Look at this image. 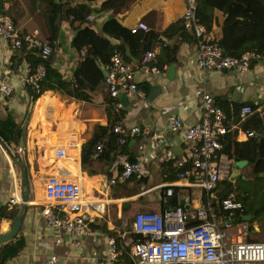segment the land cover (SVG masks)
<instances>
[{"label":"crops","instance_id":"obj_1","mask_svg":"<svg viewBox=\"0 0 264 264\" xmlns=\"http://www.w3.org/2000/svg\"><path fill=\"white\" fill-rule=\"evenodd\" d=\"M53 1H68L71 5L86 3L93 9L88 14L92 18L88 19V15L86 16V24L99 34H102L103 22L111 16L117 17L132 32H148L136 29L139 22H144L150 28L149 31L160 33L170 24L179 21L185 8V0H119L117 8L103 10H100L103 0ZM48 11L44 0H0V13L10 16L19 32L39 30V34L53 49L49 60L63 78L69 80L84 53H78L71 46V39L76 31L74 26L79 23L70 25L68 19H62L59 15L57 29L51 37ZM213 13L215 20L211 30L207 32L216 40L221 35L224 15L219 10H214ZM166 40L162 42L177 44L176 60L164 65L158 75H137L139 92L122 100L118 97L120 108H115L105 85L93 91L89 101L62 96L50 90L32 100L29 86L21 79L27 61L25 53L13 51L7 43L0 40V82H7L12 86L10 93L0 92V120L11 116L17 125L15 131H20L16 137L19 142L18 150L27 167L30 185L27 210L18 230V240L23 241V246L17 255L3 264H43L52 254L58 257L54 264H93L96 259L107 257L111 237L116 239L120 251L114 264H134L130 257L124 260L125 257L122 256L125 241L134 234L122 237L129 221L125 215L132 211V202L127 203L123 197H128L127 200L129 197L133 198L134 194L142 197L155 191L159 184L168 183L163 181L168 174V162L162 161L161 157L167 152L178 154L186 145L182 130L177 133L170 131L169 116H177L184 126L199 122L202 116L201 95L204 90L215 98V102L222 100L229 105L247 103L254 105V110H264V61L251 62L249 70L244 72L210 69L202 73L196 65L195 40L192 37L181 40L174 36ZM112 42L119 43L114 39ZM124 46L128 53V47ZM157 47L161 49L159 43L155 42L151 48ZM169 65H173V68L167 71ZM144 84L149 86L147 92L142 90ZM243 120L230 124L231 130H236L235 137L238 141L247 139L246 131L238 127ZM116 124L126 128L139 126L140 130L127 137L124 145H120L119 135L112 131V126ZM69 132L78 135L79 149L69 157L56 159L53 147L57 137ZM97 142L102 143L103 149L93 157L92 152ZM222 154L226 157L225 162L232 163L235 168L236 160L228 159L225 153ZM122 157L140 161L145 170L142 176L144 179L137 183L126 180L108 185L107 180L120 170L119 161ZM246 167L252 169L248 163ZM51 174L78 180L83 199L90 205L91 209L88 211L93 216L89 235L64 233L62 243H55L57 232L47 226L41 212L46 205L44 182ZM0 179L1 234L9 230L12 222L2 213L7 214L17 209L18 204L9 206L8 200L13 192L20 191L18 168L1 144ZM176 187L177 205L182 204L186 193L190 194L192 205L200 204L203 193L200 189ZM162 188H159L157 197L149 194L147 199L138 198L136 204L138 203L139 208L144 207L140 210L161 211ZM139 189L142 191L137 194ZM95 204L103 205L104 209H98Z\"/></svg>","mask_w":264,"mask_h":264},{"label":"built area","instance_id":"obj_2","mask_svg":"<svg viewBox=\"0 0 264 264\" xmlns=\"http://www.w3.org/2000/svg\"><path fill=\"white\" fill-rule=\"evenodd\" d=\"M196 8L197 0H185V8L180 19L183 28L195 40L196 65L202 73L210 69L244 72L249 70L251 62L264 61V54L255 51L245 52L240 57L222 55L215 39L198 20ZM87 18L91 19L92 16L88 15ZM136 29L150 30L144 22H139ZM0 40L16 52H22L23 48L34 50L42 59H49L53 53L50 43L39 34L38 29L19 32L13 19L3 13H0ZM159 52L160 47L145 50L133 61L114 54L109 63L104 64L107 71L105 87L115 108L121 107L117 100L121 94L130 98L139 92L137 75H158L161 72L156 65ZM44 74L45 67L42 63L32 67L31 63L26 61L21 79L30 89L35 90ZM11 90L10 84L0 82L1 93L8 94ZM201 108V120L187 126H184L175 115L168 118L170 131L177 133L182 130L186 145L178 154L167 152L161 157L162 161L173 162L178 169L175 182L157 186L163 187L161 195L163 209L159 212H136L129 224V230L124 228L122 233L124 238L130 233L143 237L138 241L129 237V240L125 241L129 257L134 264H264V243L248 240L249 223L236 221L232 217L234 210L241 209V203L228 196L220 201L218 212L213 209L211 203L213 190L226 167V157L221 153L222 138L231 130L232 125L226 126L223 110L216 104L215 98L205 90L201 95ZM253 112L264 114L263 109L254 110L246 105L240 110V120ZM139 130V126L126 128L116 124L112 127V131L119 135L120 145H124L127 142L126 138ZM252 135H254L252 131H246L247 137ZM79 145L80 140L75 132L59 134L53 147L54 157L56 159L69 157L78 151ZM102 149V143L97 142L92 156L96 157ZM119 162L121 168L107 180L108 185L132 178L139 179L145 173L140 161H130L122 157ZM174 186L200 189L206 196L205 201L192 205L190 194L186 193L182 198V204L174 206L172 204ZM43 193L46 205L41 212L47 226L57 232L56 244L62 243L64 233L76 236L91 233L90 224L93 222V216L88 211L91 207L84 201L77 179L48 175ZM19 201L20 191H15L10 196L8 205L18 204ZM95 206L100 210L104 209L101 204ZM232 219L233 222L230 221ZM192 220L198 222L186 226V223ZM109 244L110 251L107 257L96 259L93 264L115 263L120 254L116 239L109 238ZM57 259L58 257L52 254L43 264H54Z\"/></svg>","mask_w":264,"mask_h":264},{"label":"trees","instance_id":"obj_3","mask_svg":"<svg viewBox=\"0 0 264 264\" xmlns=\"http://www.w3.org/2000/svg\"><path fill=\"white\" fill-rule=\"evenodd\" d=\"M44 1L49 9L48 25L52 32L51 37L57 29L59 15L62 19H68L70 25L78 22L79 24L74 26L76 31L71 39V46L78 53L81 51H84V53L73 72L72 78L68 80L63 78L61 72L57 70L51 60L42 59L34 50L23 48L22 52L25 53V59L31 63L32 67L39 63H42L45 67V74L39 81L38 88L35 90L29 88L32 100H35L44 91L50 90L62 96L89 101L93 91L105 85V77L96 62V58L100 59L105 65L109 63L111 56L114 54L121 55L125 60L131 57L138 59L145 50L152 49L153 44L157 42L161 49L156 58V65L162 69L164 65L176 60L177 44L163 43L159 37L171 39L177 36L181 40L192 37L183 28L181 19L170 24L160 33L154 31L132 32L131 29L121 24L117 17L112 16L103 22L101 32L104 35H102L86 24V16L93 10L86 3L71 5L68 1ZM118 1L103 0L100 10L117 8L119 6ZM214 10H219L224 15L221 24V35L215 40L221 48L222 55L240 57L243 53L250 51L264 54V0H197L196 16L208 31L211 30L215 20ZM113 39L118 40L119 43H113ZM124 45L128 47V53ZM148 88L147 84L142 85L143 91L147 92ZM216 104L225 114L227 127H230L231 123H237L240 120L241 108L248 105L247 103H232L229 105L222 100H216ZM249 106L254 107V105ZM16 126L11 116L0 120V129L11 141L20 134V131H15ZM238 127L244 131H252L254 135L247 137L244 141H238L235 137L236 130H229L222 138L221 152L225 153L228 159L235 160L238 158L250 164L253 177L247 179L238 176L242 179V184H236L235 181L233 183L228 177H221L213 190L211 203L214 211L218 212L220 201L232 196L234 200L242 205L241 209L233 211L232 217L236 221H242L241 217L243 215L252 214L251 220L247 222L249 223V233H253L252 223L256 219H260L264 226V115L260 116L256 112L250 114ZM129 160L135 161L133 159ZM166 165L169 167L168 174L163 181H176L178 169L172 167L170 161ZM143 179L142 177L139 179L132 178L128 181L137 183ZM173 190V205L177 206L178 187L174 186ZM256 196H258L257 200H255ZM205 198L206 196L202 193L200 201L204 202ZM160 205L162 208L164 207L162 203ZM15 212L16 209L7 212V214H2L12 220ZM260 214L261 216H259ZM197 222V220L188 221L186 226ZM131 238L136 241L143 239L139 234H131ZM247 239L260 242L256 238L247 237ZM22 246L23 241L21 239L17 242L8 241L0 244V264L17 255ZM122 253V256L125 257L124 260L128 259L127 246H123Z\"/></svg>","mask_w":264,"mask_h":264},{"label":"water","instance_id":"obj_4","mask_svg":"<svg viewBox=\"0 0 264 264\" xmlns=\"http://www.w3.org/2000/svg\"><path fill=\"white\" fill-rule=\"evenodd\" d=\"M159 39L163 42L167 41L165 37H160ZM96 62L105 77L107 75V71L105 70L104 63L98 58H96ZM172 68H173V65H169L167 71H170ZM125 98L126 96L124 94H121L119 96L120 100L125 99ZM0 142H1L2 148L12 158V160H14L18 168L19 178H20V201L18 203L16 212L12 218V222H11L9 230L0 234V244H2L11 239L13 241H17L20 237L18 230L24 219V216L27 210V205L29 201L30 185H29L27 169H26L23 157L20 153V150H18V146H19L18 140L16 138H14L13 141L9 140L8 137L4 134V132L0 129ZM235 160L237 162L240 161L238 158ZM235 169L240 170V168L237 166H235ZM231 179H233V177H231ZM251 217H252V214H246V215H243L241 218L243 221H250ZM230 221L233 222L234 220L232 219Z\"/></svg>","mask_w":264,"mask_h":264},{"label":"rangeland","instance_id":"obj_5","mask_svg":"<svg viewBox=\"0 0 264 264\" xmlns=\"http://www.w3.org/2000/svg\"><path fill=\"white\" fill-rule=\"evenodd\" d=\"M246 161H243V160H240V161H235L234 162V166H237L240 168V170H235V168L233 167V164L232 163H229V162H225V171L223 172L222 174V178L224 177H228L233 183L234 181L236 182V184H242V179L238 176H242V178H247V179H250L253 177V174H252V171H251V167H246ZM231 177H233V179H231ZM235 179V180H234ZM39 186H41V184L39 183L38 184ZM147 189H150V188H147ZM145 190V188H144ZM142 191V189H139L137 192V194H139L140 192ZM122 193H125V192H122ZM136 193V192H135ZM159 193V188H156L155 191L153 192H149L150 195H152L153 197L158 195ZM148 194V193H146ZM144 195L142 196L143 198L147 199L149 194L148 195ZM142 197H139L138 195L134 194V197H129V199L127 200L128 197H123L124 200H126L127 203L129 202H132L131 205H132V211H130L128 214H126L125 216L127 217V219H129L128 221V225L126 226V230H129V224L131 222V216L133 215V213H135L136 211H140L139 209V205L138 203L136 204L138 198H142ZM258 199V196L255 197V200ZM141 200V199H140ZM261 216V214L259 215ZM243 221V220H242ZM252 226L254 227L253 228V233H249L248 234V237H251V238H256V239H259L260 242L264 243V226L261 222L260 219H256L253 223H252Z\"/></svg>","mask_w":264,"mask_h":264},{"label":"bare ground","instance_id":"obj_6","mask_svg":"<svg viewBox=\"0 0 264 264\" xmlns=\"http://www.w3.org/2000/svg\"><path fill=\"white\" fill-rule=\"evenodd\" d=\"M92 201V200H91Z\"/></svg>","mask_w":264,"mask_h":264}]
</instances>
